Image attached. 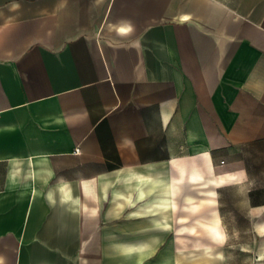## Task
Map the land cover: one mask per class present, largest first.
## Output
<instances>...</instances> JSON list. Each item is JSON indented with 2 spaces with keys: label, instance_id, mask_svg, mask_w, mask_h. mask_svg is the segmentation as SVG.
<instances>
[{
  "label": "crops",
  "instance_id": "obj_1",
  "mask_svg": "<svg viewBox=\"0 0 264 264\" xmlns=\"http://www.w3.org/2000/svg\"><path fill=\"white\" fill-rule=\"evenodd\" d=\"M260 139L264 0H0V264L217 239L171 219Z\"/></svg>",
  "mask_w": 264,
  "mask_h": 264
},
{
  "label": "rangeland",
  "instance_id": "obj_2",
  "mask_svg": "<svg viewBox=\"0 0 264 264\" xmlns=\"http://www.w3.org/2000/svg\"><path fill=\"white\" fill-rule=\"evenodd\" d=\"M234 157L242 158L248 177L237 182H230L216 193L214 185L199 184L192 193L194 210H187L182 205L176 210L180 221L172 223L195 225L198 237L202 230L199 223L210 217L213 211L217 216L222 236L211 240L143 243V260L140 264H264V139L237 147ZM212 190V197L202 195L204 190ZM205 198H207L205 200ZM212 204L208 206V200ZM208 206V207H207ZM104 210L102 211V213ZM96 224V234L116 233L115 225L105 216ZM97 223V222H96ZM111 225V226H110ZM114 227V228H113ZM90 231L92 227L89 228ZM203 229V227H202ZM92 244V243H90ZM96 246V264H135L136 258H126L121 244L115 242H94ZM120 244V245H119ZM77 264H87L89 258L78 257Z\"/></svg>",
  "mask_w": 264,
  "mask_h": 264
},
{
  "label": "bare ground",
  "instance_id": "obj_3",
  "mask_svg": "<svg viewBox=\"0 0 264 264\" xmlns=\"http://www.w3.org/2000/svg\"><path fill=\"white\" fill-rule=\"evenodd\" d=\"M212 229L214 230V232H217V227L213 226Z\"/></svg>",
  "mask_w": 264,
  "mask_h": 264
},
{
  "label": "built area",
  "instance_id": "obj_4",
  "mask_svg": "<svg viewBox=\"0 0 264 264\" xmlns=\"http://www.w3.org/2000/svg\"><path fill=\"white\" fill-rule=\"evenodd\" d=\"M75 150L78 151V148H76ZM221 162H223V161H221Z\"/></svg>",
  "mask_w": 264,
  "mask_h": 264
}]
</instances>
